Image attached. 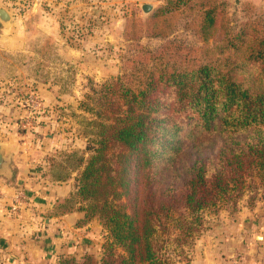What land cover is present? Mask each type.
<instances>
[{
  "label": "trees",
  "instance_id": "obj_1",
  "mask_svg": "<svg viewBox=\"0 0 264 264\" xmlns=\"http://www.w3.org/2000/svg\"><path fill=\"white\" fill-rule=\"evenodd\" d=\"M166 1L161 13L193 0ZM195 1L198 33L207 43L223 28L224 14L216 0ZM215 46L234 56L157 64L134 87L116 76L94 91L93 136L86 145L91 152L74 166L83 163L76 195L87 202L77 205L71 194L58 197L54 212L78 209V223L98 216L123 250L109 251L103 264H159L156 239L163 219L177 214L179 228L190 235L199 211L235 205L246 190L261 191L264 198V34L247 26ZM160 87L169 89L164 98ZM188 123L200 135L185 142L179 130ZM47 163L53 180L69 178L50 158ZM90 258L81 264H93Z\"/></svg>",
  "mask_w": 264,
  "mask_h": 264
},
{
  "label": "rangeland",
  "instance_id": "obj_2",
  "mask_svg": "<svg viewBox=\"0 0 264 264\" xmlns=\"http://www.w3.org/2000/svg\"><path fill=\"white\" fill-rule=\"evenodd\" d=\"M90 1L68 0L67 5L73 2V6L65 15H60L56 7L55 23L61 25L58 37L45 30L42 25L45 19L33 15L35 10L31 16L25 14L26 51L14 55L0 52V76L9 73V66L3 60L13 57L14 65L10 70L18 67L25 74L39 75L40 81L55 86L54 94L59 91L55 95L59 101H54L52 107L55 109L51 112L52 118L59 120L52 128L58 147L51 150L48 158L53 165L57 163L54 168L67 170L70 176L75 172L76 186L71 198L77 201V205H85L87 201L76 195L77 177L83 163L74 166L76 158L85 159L91 152L86 145L93 136L90 124L95 119L93 97L102 83L120 76L126 84L134 87L149 68H155L157 64L176 62L185 66L192 59L198 63L228 54L234 56L226 50L218 52L215 44L232 38L241 28L254 27L264 34V0H216L224 14V25L213 37L207 38L208 44L198 33L199 8L195 0L188 4L180 1L176 7L163 13L160 9L167 7L166 0H106L110 2L108 6L112 14L105 11L106 15L94 20L87 13ZM27 3L28 0H20L17 5L24 8ZM143 4L151 5L147 12L143 11ZM155 13L158 15L153 18ZM60 41L68 48L61 47ZM247 72L245 67L244 74ZM159 89L161 98L169 92L168 88ZM179 131L185 142L191 141L192 134L200 135L189 123L183 124ZM216 141L219 143L218 138ZM253 194L255 196L251 198ZM197 215L198 220L191 222L194 229L190 235L179 228L177 214L173 213L168 221H161L156 239L159 264H196L199 253L205 249L211 254H220L223 263L257 264L260 259L264 262V249H260L264 230L257 225L264 223L261 191L246 190L235 205L226 202L201 210ZM93 218L99 224L97 240L80 254L65 255L71 259L68 264H81L85 256H90L93 264H103L109 251L123 253L121 246L112 242L98 216L90 220ZM246 220L257 226L245 231ZM218 236L222 239L219 240ZM213 239L218 241L212 243ZM213 257L217 258L216 255ZM222 262L218 260V264ZM53 264H57V260Z\"/></svg>",
  "mask_w": 264,
  "mask_h": 264
},
{
  "label": "crops",
  "instance_id": "obj_3",
  "mask_svg": "<svg viewBox=\"0 0 264 264\" xmlns=\"http://www.w3.org/2000/svg\"><path fill=\"white\" fill-rule=\"evenodd\" d=\"M19 1L0 0V7L6 8L11 14L10 26L0 28V52L9 55L26 51L27 27L23 25L25 14L31 16L35 10L33 15L46 20L42 24L45 30L58 37L61 25L55 23L58 14L56 7L60 10V15H65L73 6V2H68L67 5L68 0H28L27 6L21 8L17 5ZM108 3L110 2L106 0H91L87 7L88 16L94 20L106 15L105 11L108 15L112 14ZM60 45L68 48L62 41ZM12 58L3 60L9 70L14 65ZM9 70V73L0 76V142L3 143V154L9 157V177L0 179L5 186V194L0 197V264H53L57 257L80 254L94 243L97 240L99 224L94 218L86 223H78L83 217V212L78 209L61 214L54 212L55 199L70 195L76 186L75 172L66 180L57 181L50 177L48 170L47 158L51 150L58 147L52 128L59 120L53 119L51 112L55 109L52 105L57 100L55 95L59 91L54 94L55 86L40 81L39 75L25 74L18 67ZM31 89L40 95L44 107L35 115L32 132L27 133L19 129L17 122L27 112L24 96ZM10 185L22 188L28 198L20 206L17 215L11 214L8 207L9 196L14 191ZM257 225L264 230V223ZM257 225L246 220L243 227L248 232ZM261 237L260 249L263 251L264 231ZM218 239L222 238L218 236ZM218 239H213L212 243ZM209 250L213 251L210 248ZM219 259L222 262L220 254H211L205 249L203 253H199L195 263L218 264ZM257 264L264 262L260 259Z\"/></svg>",
  "mask_w": 264,
  "mask_h": 264
},
{
  "label": "built area",
  "instance_id": "obj_4",
  "mask_svg": "<svg viewBox=\"0 0 264 264\" xmlns=\"http://www.w3.org/2000/svg\"><path fill=\"white\" fill-rule=\"evenodd\" d=\"M24 104L26 105V114L17 122V126L23 132L31 133L35 125V115L43 109V100L40 95L33 89L27 91L24 96ZM5 186L0 182V197L5 194ZM28 198L24 191L14 190L9 196V211L11 214L17 215L20 206L27 202Z\"/></svg>",
  "mask_w": 264,
  "mask_h": 264
},
{
  "label": "water",
  "instance_id": "obj_5",
  "mask_svg": "<svg viewBox=\"0 0 264 264\" xmlns=\"http://www.w3.org/2000/svg\"><path fill=\"white\" fill-rule=\"evenodd\" d=\"M151 7V5L149 4H143L142 5V9L144 12H147L149 10V8ZM11 24V14L9 13V11L4 8V7H0V28H7L9 27ZM3 143L0 142V179L1 177L4 178H8V172H9V168H8V163H9V157L3 154ZM12 186V185H10ZM13 190H21L22 188L20 187H16V186H12Z\"/></svg>",
  "mask_w": 264,
  "mask_h": 264
}]
</instances>
